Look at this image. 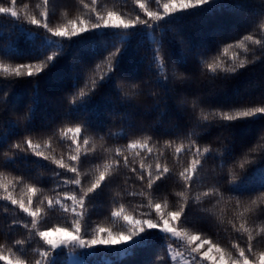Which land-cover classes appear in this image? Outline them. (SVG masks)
<instances>
[{"label":"snow or ice","instance_id":"1","mask_svg":"<svg viewBox=\"0 0 264 264\" xmlns=\"http://www.w3.org/2000/svg\"><path fill=\"white\" fill-rule=\"evenodd\" d=\"M134 2L139 11L126 15L97 0H79L87 12L63 23L53 22L58 0H40L31 10L25 4L23 12L17 0L0 3L13 36L27 31L46 37L27 61L14 60L13 45L2 50L8 60L0 59V200L13 213L0 261L63 264L67 250L80 257L74 264H114L89 258L131 255L161 235L181 241L184 251L169 246L159 260L143 264H264V0ZM226 13L231 23L246 26L241 39L227 42L204 27ZM185 23L201 26L199 34L193 36ZM117 33L118 45L106 48V55L90 59L76 52L58 70L49 82L58 93L42 90V80L70 48L87 49L95 38ZM145 38V54L126 59L133 42L139 46ZM95 59L107 61L106 73H95ZM257 64L259 100L218 104L227 85ZM89 72L88 91H73L72 84ZM21 82L31 84L27 98L14 94ZM142 97L150 103H141ZM41 104L53 110L44 124L36 120ZM241 122L259 125L255 146L237 136ZM120 140L126 142L113 143ZM129 197H139L138 207L149 211L126 208ZM101 198L111 201V217L124 226L100 225L89 235L88 209ZM57 214L70 222L49 225ZM196 225L223 226L229 243L214 241ZM19 226L27 232L23 239L14 238ZM57 233L65 235L53 238ZM30 240L37 244L31 258L24 248Z\"/></svg>","mask_w":264,"mask_h":264},{"label":"trees","instance_id":"2","mask_svg":"<svg viewBox=\"0 0 264 264\" xmlns=\"http://www.w3.org/2000/svg\"><path fill=\"white\" fill-rule=\"evenodd\" d=\"M9 0H0V3L7 4ZM40 0H17L18 6L20 7V11L23 12V5H29V10L33 9L35 5H37ZM86 3H91V0H85ZM149 4L153 3V0H148ZM97 3L104 9H114L117 11H122L124 14L134 15L139 11V6L135 4L134 0H97ZM58 5L60 11L57 12L56 16L53 19L54 23H63L67 17H74L76 15H81L87 12V9H84L83 6L79 3V0H58ZM231 14L226 13L224 16L212 18L208 21V23L204 26L208 31H218L220 32L227 42H232L234 39H241L244 34H246L247 28L245 25H237L231 23L232 21ZM26 28L35 29L33 25H27L25 22ZM185 29L190 32L193 36H197L201 30V26L193 25L191 23H185ZM12 31H9V30ZM15 31L12 23L9 19L0 16V59L8 60V57L3 55L2 50L6 45H13L17 52L14 54L13 58L17 62L27 61L30 57V53L33 51L34 47L39 46L41 44V40H46L44 35L34 37L32 34H29L27 31L19 37L13 36V32ZM40 33H43V30H39ZM52 39H57L53 37ZM119 33L108 36V37H97L93 42H90L87 49L80 48L78 46H73L68 50L67 55L63 57L60 63L57 65V69L53 70V73L42 80V90H47L49 93L60 91L59 88L53 89L49 87V82L56 75L60 68L66 67L68 65L71 57L76 53L80 52L81 54L89 55L90 59L96 58L100 53H104L106 55L105 49L108 47H112L113 45H118ZM134 43L133 49L130 50V55L126 59H132L133 61L139 60L141 56L145 54L148 49L147 39L145 38V42L136 46V42ZM55 50L54 46H49V52ZM9 55H13L10 53ZM210 56L215 55V53H210ZM98 65V67H97ZM92 69L95 71L97 75L106 73L108 71L107 61L103 59H95V62L92 64ZM261 67L260 65H256L253 70L246 71L242 75L235 78L231 83L227 85L226 90L222 91L217 97V103L223 104L225 106L228 105H241L247 102H257L260 98L261 89L258 86V81L261 78ZM92 75L91 72L87 76H85L83 82L79 84H72V90L75 91L77 88L83 90L85 92L88 91V81L89 77ZM3 78L0 77V80ZM31 79V78H29ZM4 87L3 84H0V89ZM31 91V84L28 82L17 83L14 88V94L18 96H22L27 98ZM99 99V97L97 98ZM141 103L148 104L150 100L147 97H142L140 100ZM53 114V110L47 108L45 105L41 104L37 110L36 120L38 123L44 124L47 123ZM137 126L140 127L141 123L138 121ZM259 129V125L250 126L245 123H239L236 128L237 136L240 140L252 146H255L258 141V136L256 135ZM114 133L120 131L119 128L114 127L112 129ZM125 140L114 141L113 143H125ZM167 152L169 155L172 152V149H168ZM170 160L174 161L175 157L170 156ZM46 163V162H44ZM25 167H22L20 171H24ZM34 171V170H33ZM171 181L168 182L171 185ZM50 186V185H49ZM130 191H138V188H133L131 184L127 185ZM140 202V198L136 197L133 199L129 197L126 201V208H136L137 212H148L147 208H139L138 204ZM214 203V202H213ZM5 202L0 200V246L5 244V236L4 234L8 231V220L11 219L13 213L4 211ZM114 205L107 198H101V200L90 206L88 209V217L86 222V229L88 234L91 235L94 233V230L97 226L103 225L105 227H113L120 228L123 225L122 220H117L114 217H111V211ZM154 211V210H151ZM226 214H230L231 209L225 210ZM21 215H25L21 213ZM70 222V217L66 218L63 215H55L49 219V225H54L56 223ZM196 230H203L205 234L210 235L214 241L220 242L227 246L229 243L230 235L229 233L221 229H213L208 225H196ZM234 235V233L232 234ZM27 236L26 230L22 228V226L14 228V238L23 239ZM174 248L177 251L183 252V246L181 241L173 240V239H165L161 235H157L153 238L152 243L147 249H135L131 255H124L117 257L113 254L101 255L96 257H90L89 259L92 261H113L114 264H143L145 260H159L160 256L163 254V250L168 247ZM259 246V245H258ZM26 250V254L29 258L34 256L37 251V244L35 240H30L28 244L24 246ZM103 252V250H102ZM215 253H213L214 255ZM68 251L65 250V253L62 257L63 264H68ZM76 257L80 258L78 255ZM0 264H5V262L0 261ZM206 264H212L211 261H206Z\"/></svg>","mask_w":264,"mask_h":264},{"label":"rangeland","instance_id":"3","mask_svg":"<svg viewBox=\"0 0 264 264\" xmlns=\"http://www.w3.org/2000/svg\"><path fill=\"white\" fill-rule=\"evenodd\" d=\"M64 235H65V234H63V233L53 234V238H55L56 236H64ZM67 257H68V264H74V262L77 261V260L79 259V258L76 257L75 255H73V256H69V254H68ZM179 264H183V262L180 261Z\"/></svg>","mask_w":264,"mask_h":264}]
</instances>
